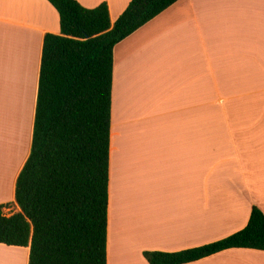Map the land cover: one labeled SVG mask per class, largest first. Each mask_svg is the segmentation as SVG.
<instances>
[{
  "label": "crops",
  "instance_id": "0c3cea01",
  "mask_svg": "<svg viewBox=\"0 0 264 264\" xmlns=\"http://www.w3.org/2000/svg\"><path fill=\"white\" fill-rule=\"evenodd\" d=\"M76 1L106 3L114 24L131 0ZM46 34H60L47 0H0L9 94L0 99L27 114L25 155L19 124L13 169L0 162V204L17 213ZM253 206L264 214V0H179L114 49L107 264H148L145 251L224 239L246 227ZM29 250L0 244V258L28 264ZM188 264H264V252L229 249Z\"/></svg>",
  "mask_w": 264,
  "mask_h": 264
},
{
  "label": "trees",
  "instance_id": "16d2710c",
  "mask_svg": "<svg viewBox=\"0 0 264 264\" xmlns=\"http://www.w3.org/2000/svg\"><path fill=\"white\" fill-rule=\"evenodd\" d=\"M60 34L43 40L30 154L11 216L0 204V244L29 247L28 264H107V209L115 47L179 0H131L114 24L106 3L47 0ZM229 249L264 252V214L224 239L180 252L145 251L148 264H188Z\"/></svg>",
  "mask_w": 264,
  "mask_h": 264
},
{
  "label": "rangeland",
  "instance_id": "374dc122",
  "mask_svg": "<svg viewBox=\"0 0 264 264\" xmlns=\"http://www.w3.org/2000/svg\"><path fill=\"white\" fill-rule=\"evenodd\" d=\"M1 69V67H0ZM0 96L2 97H7L8 91H3L5 89V82H4V75L2 70H0ZM13 107V103H11V99H0V115L3 116L0 118V125L2 126L0 129H2L3 133H4V138L7 140V143H0V162H3V160L6 161L7 165H9V170L13 169V165L15 164V156L17 154L18 151V145H17V131L19 129V124L20 127L22 129V125H25L24 130L22 131V135H21V143L24 145V155H25V151L27 150V141H26V136H25V130L27 128V114L25 111V117H23L24 115V110H19V109H15V108H11ZM18 114V116H17ZM17 116V118H16ZM2 122V123H1ZM3 124V125H2ZM22 124V125H21ZM1 131V130H0ZM13 136V137H8V136ZM2 140V138H0V141ZM17 149V150H16ZM24 157V156H23ZM22 157V159H23ZM17 213L16 212V207H8L4 210V214L7 216H11L13 214ZM23 256V255H20ZM1 257V256H0ZM2 259V260H1ZM0 261H4V262H0L3 264H9L6 262V259L4 258H0Z\"/></svg>",
  "mask_w": 264,
  "mask_h": 264
},
{
  "label": "bare ground",
  "instance_id": "6f19581e",
  "mask_svg": "<svg viewBox=\"0 0 264 264\" xmlns=\"http://www.w3.org/2000/svg\"><path fill=\"white\" fill-rule=\"evenodd\" d=\"M1 121V120H0ZM2 123V122H1ZM3 125V124H2ZM2 126L0 125V128H1ZM2 129H4V128H2ZM2 129H0V130H2ZM17 150V149H16Z\"/></svg>",
  "mask_w": 264,
  "mask_h": 264
}]
</instances>
